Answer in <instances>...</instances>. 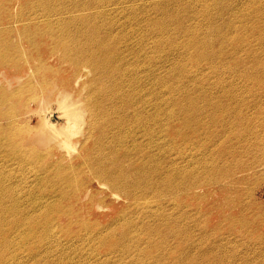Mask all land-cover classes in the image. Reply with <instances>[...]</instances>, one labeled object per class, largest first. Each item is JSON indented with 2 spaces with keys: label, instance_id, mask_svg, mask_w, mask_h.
I'll return each instance as SVG.
<instances>
[{
  "label": "bare ground",
  "instance_id": "1",
  "mask_svg": "<svg viewBox=\"0 0 264 264\" xmlns=\"http://www.w3.org/2000/svg\"><path fill=\"white\" fill-rule=\"evenodd\" d=\"M197 1L189 0L182 9L179 0H0V68L13 71L12 82L0 77L2 158L47 159L39 164L45 175H29L27 191L49 176L86 167L91 178L108 186L98 193L119 194L125 201L107 222L90 228L95 233L86 240L96 237L97 243L75 247L90 259L88 264H200L201 237L195 236L202 224L191 211L200 206L202 195H191L188 204V191L205 183L226 192L231 185L224 173H234L227 161L234 158L233 148L262 140L264 127L255 126L264 124V107L248 105L264 96V0L245 2L249 10L241 14L233 12L235 5L228 6L227 1L236 0ZM243 6L236 4L237 9ZM228 10L233 14L227 17ZM202 62L221 70L213 89L199 76ZM225 70L227 81L222 79ZM230 87L233 92L242 88L247 98L232 102ZM37 104L51 113L55 105L61 123L48 118L45 133L28 135L29 111ZM206 118L223 128L218 141L224 164L216 162L218 176L197 182L192 173L203 168L199 134ZM18 121L26 126L20 131L13 128ZM74 150L75 157L66 160ZM175 188L179 192L172 202L162 200ZM96 195L84 191L81 198L91 203ZM18 200L10 204L0 194L1 252L21 249L23 243L9 230L35 221L29 215L38 206L18 213ZM242 207L237 213L226 207L232 223L243 215ZM10 213L14 221L5 220ZM71 214L49 220H71ZM31 239L34 248L44 241L37 235ZM30 252L33 260L37 249ZM79 262L72 258L64 264Z\"/></svg>",
  "mask_w": 264,
  "mask_h": 264
},
{
  "label": "rangeland",
  "instance_id": "2",
  "mask_svg": "<svg viewBox=\"0 0 264 264\" xmlns=\"http://www.w3.org/2000/svg\"><path fill=\"white\" fill-rule=\"evenodd\" d=\"M179 1L183 2L179 6L183 9L186 8L184 3L189 0ZM247 1L249 0L227 2L229 3V7L232 4L235 5L233 9H236L233 11L235 14H241L243 11L249 10L245 8V2ZM4 2L5 0H1L2 4ZM237 2L243 3L244 6L237 9ZM192 6L195 8L194 5H190L189 8H192ZM230 11L228 10L225 14L227 17L229 16L228 14H233ZM217 21L221 22L219 18H217ZM211 33L212 31L207 32V37H211ZM209 50L212 51V49ZM210 62L212 63V61ZM210 62H202L200 64L201 74L199 76H203L202 80L204 81L202 82L205 86L209 85V88L213 89L215 75L221 73V70L218 69L216 72L210 70ZM64 67L69 68L68 66ZM0 70H2L0 77L9 80V82L13 81V79L11 80V74L13 73L11 68H0ZM71 73H73V69L70 71L69 68L68 74L70 75ZM228 74L229 71L225 70L222 74V79L227 81V78L229 79ZM37 81L36 78L33 79L34 84ZM233 91V87L228 89L232 102L239 104L247 98L242 88L236 89V92ZM254 104L264 107V96L258 100L250 101L248 106ZM51 109L53 114L46 110L43 104L32 106V109L29 111L32 118L31 120H27L29 130L26 133L28 135L33 132L45 133L47 130L45 122L48 118H52V121L56 124L61 123L55 105ZM200 112L203 115L207 112V108H203L202 106ZM262 115L264 116V113ZM203 116H206V113ZM207 120L199 134L201 139L200 152L203 153L201 154L203 168L196 169L192 173V179L197 182H201L202 179L205 181L210 180L219 175L216 170L219 164L216 162L221 160L220 157H222L221 154L223 152V147L218 141L223 128L216 127L211 119ZM17 124L19 125L13 127L16 131L22 130L23 126H25L21 121H18ZM255 127L256 129H261L264 127V124L256 125ZM260 131L262 132L261 141L249 147L242 146L239 149L235 147V150L233 148L235 159L232 157L231 159L229 156L227 161H230L231 165H227L231 166L234 173H232V176L224 173L227 182L231 185L226 192L221 193L217 191L215 184L208 186L205 183L200 184L194 190L188 191L189 197L186 198L188 204H191L194 200L191 195H202L199 200L200 206H193L195 208L191 211L192 215L199 217L202 224V231L200 224L196 227L195 236L198 239L201 237V245L199 247L201 249L202 260L200 264H264V236H261L264 233V130ZM184 144H181V146H189L186 143ZM247 148L248 150H246ZM76 151L74 150L73 153L66 155V160L73 159L77 153ZM190 152L187 151L185 153V158L182 155L183 153H181V159H185V161L181 160L183 165H186ZM200 152L197 159L200 158ZM5 153L6 151L0 150V172L4 175L0 177V194H4L10 204L13 203L15 197H20V200H18V213L23 214L31 210L32 206L35 205L38 207L36 209L37 212L29 215L32 216V219H35L33 223L22 222L17 228L9 230V235L15 241H21L23 247L16 251H0V264H36L41 259V264H64L67 260L72 261V258L76 260L80 258L79 264L90 263V259L85 254L82 255V253L74 249L80 242H83V249L88 248L93 243H97L96 237L94 241L86 240L87 235L95 233V230L90 228L96 223L107 222L113 216L115 209L121 206L122 203L124 204L125 201H123L122 197L115 193H98L100 191H107L108 186L106 184H99L91 178L90 172L86 167L79 172L68 170L63 176L57 178L49 176L40 186H36V183H33L34 185L30 187V191H27L28 187L24 188V185H29L27 183L29 175H32L33 172H36L40 176L42 174L45 175L42 172L43 170L40 169L41 166L39 164H45L47 159L33 160L30 157L2 158V154L5 155ZM206 159L208 160L206 161ZM66 160H63L64 163L62 164H65ZM220 163L224 164L222 160ZM248 167L253 168L247 172H241V169ZM3 180L5 184L2 182ZM218 184L221 187L220 184L222 183ZM83 186L88 196L90 194H97L96 198H92L91 203H89L86 197L81 198L84 191L82 192L80 187ZM178 190V188H175L165 192L162 200L172 202L170 200H173V196L176 192H179ZM114 196L117 197L114 198ZM43 200L48 201V205L45 207H41L40 205ZM229 205L235 213L239 211L241 205L243 206L241 210L243 215H237L233 223L231 222V215L226 211V207ZM65 211L72 212L73 218L71 220L67 216L49 220L62 215ZM4 216L6 221L15 220L12 213ZM38 217L42 218L37 219ZM54 224L55 226L53 227ZM218 227H221V229H218ZM31 229H35L36 232L30 231ZM34 235L38 236V240L39 238H44V241L39 243L37 248L32 246L33 239L31 237ZM35 249H37L38 255L32 260L30 251ZM200 249L198 248V250Z\"/></svg>",
  "mask_w": 264,
  "mask_h": 264
}]
</instances>
